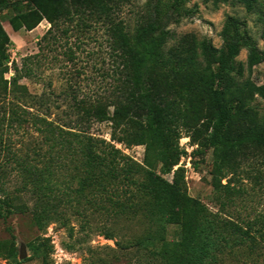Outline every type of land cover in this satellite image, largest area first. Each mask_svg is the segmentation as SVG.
<instances>
[{
    "label": "trees",
    "instance_id": "trees-1",
    "mask_svg": "<svg viewBox=\"0 0 264 264\" xmlns=\"http://www.w3.org/2000/svg\"><path fill=\"white\" fill-rule=\"evenodd\" d=\"M70 1L89 10H69L65 5ZM112 1L0 0V10L12 4L20 10L26 6L19 18L28 29L47 19L51 26L42 39L69 21L76 20L87 26L89 23L83 14L91 16L92 23L102 20L110 34L112 54L120 65L116 71L121 85L118 88L133 106L114 102V111L109 115L102 100L86 108L84 101L76 105L99 121L112 120L115 129L122 127L125 134L120 139L129 144H146L147 181H140L136 176L141 171L140 164L104 139L73 130L72 126L33 110L36 95L27 84L21 83V78L34 75L36 69H40L41 59L39 55L25 57L21 66L15 63V72L7 78L6 73L11 69L9 46L12 40L0 20V219L7 221L13 214H28L40 229L61 220L65 225L70 224V235L74 237V226L65 218L66 213L72 209L84 215L88 212L81 206L91 205L109 211L104 204L109 202L114 207L113 214H122L130 220L144 218L148 222L144 234L137 236L132 244L146 250L148 264H264V209L244 203L245 196L252 193L235 181L238 166L228 164L224 156L221 162H216L212 185L219 206L213 210L200 199L185 195L178 178L170 182L159 174L149 157L156 151L157 160L166 164L160 127L161 121H167L161 108L152 101L157 100L152 92L151 77L156 66L172 73L190 72L195 77L194 85L198 83L208 94L214 113L210 118L212 131L205 144L214 147L218 157L222 148L242 151L248 145L264 146V112L253 102L256 97L264 100V76L262 82L252 77L254 66L264 62V49L253 46L236 25L232 33H225L221 47L207 39L194 38L190 46L167 49L172 36L168 25L189 12L176 9L183 0H174L162 15L161 0L150 1L147 12L140 15L133 37L126 21L116 15L118 10H110ZM224 2L240 3L249 11L259 10L264 37V0H213L215 6ZM53 38L58 36L55 34ZM244 45L250 47L247 60L236 66L235 58ZM135 85L151 99H142L146 105L141 108H133L140 99ZM136 118L145 125L135 126ZM237 124L245 127L233 136L230 130ZM31 130L41 134L42 142L37 140L31 145ZM63 169H67V176ZM12 170H17L21 176L23 187L18 191L26 189L31 198L8 189L7 180ZM229 173L232 174L224 184L223 177ZM255 178L264 192V177ZM75 181L77 186H74ZM95 225L90 219L82 221L86 237L99 228ZM171 225L182 229L177 238L166 235ZM101 227L107 238L114 237L109 228ZM7 229L11 237L0 239V253L12 258L13 264H22L15 252L13 227L8 225ZM139 261L141 264L142 260ZM103 264L111 262L103 261Z\"/></svg>",
    "mask_w": 264,
    "mask_h": 264
},
{
    "label": "rangeland",
    "instance_id": "rangeland-1",
    "mask_svg": "<svg viewBox=\"0 0 264 264\" xmlns=\"http://www.w3.org/2000/svg\"><path fill=\"white\" fill-rule=\"evenodd\" d=\"M150 1L153 0H113L110 10H118L116 15L126 21L129 34L133 37L140 24V15L147 12ZM173 2L174 0H161L160 14L169 10ZM22 5L23 3L19 7ZM65 6L69 10H89L73 1ZM26 9L24 5L20 10L12 4L0 10V20L12 40L9 46L11 69L6 77L10 78L15 72V63L21 66L25 57L39 55L40 69L37 68L31 77L21 78V83L27 84L31 93L36 95L33 110L60 124L72 126L73 130H82L104 139L123 155L140 164L141 171L136 176L140 181H147L144 172V169L149 168L146 144H129L120 139L125 134L122 127L115 129L112 120L99 121L76 105L77 102L84 101L86 108L92 102L102 100L109 115L114 111V102L122 101L133 106L132 102L125 99L123 90L118 88L120 80L116 71L120 65L112 54L110 34L102 20L92 23L91 16L83 14L84 20L89 23L87 26L78 24L76 20L69 21L42 39L51 26L50 22L44 18L34 28L28 29L19 18L20 12ZM176 9L189 12L168 25L172 36L167 42V49L190 46L194 38L207 39L214 46L221 47L225 41V33H232L235 25L253 46L259 50L264 49L263 21L259 10L249 11L242 4L234 2L215 6L213 0H183ZM65 27L67 31L63 30ZM55 34L60 38H53ZM249 49L248 45L242 46L235 58L236 66L247 60ZM35 66L39 67L37 64ZM245 72L246 77L248 74ZM263 76L264 62H261L254 66L252 77L262 82ZM151 77L152 92L157 97V100L152 101L161 108L162 116L167 121H161L160 127L165 143L166 164L157 160V152L153 151L149 156L152 167L170 182L178 178V185L185 195L198 198L211 209L217 210V193L212 181L215 164L217 161L221 162L224 156L228 164L238 166L235 180L237 184L252 193L251 196H245L244 203L259 210L264 209V192L259 189V184L256 183L259 181L255 178L257 175L264 177V146L248 145L242 151L222 148L218 157L215 148L205 144L212 131L210 118L214 112L208 94L198 83L194 85L195 77L185 70L172 73L161 71L157 66ZM183 77L187 79L183 80ZM135 89L140 99L133 108H141L146 105L145 101L149 97L138 85H135ZM142 99L145 101H141ZM253 102L260 112H264L262 98L256 97ZM143 125L145 123L136 118L135 126ZM244 127V124L232 126L231 134L237 136ZM31 132L33 136L29 139L33 141L32 146L37 140L42 142L39 132ZM174 162L176 163L173 164ZM62 172L67 176V169ZM231 174L223 177L224 184ZM21 186V176L17 170H12L7 180L8 189L15 194L21 192L26 199L31 198L26 189L18 191ZM74 186H77L76 181ZM30 202L32 203L31 200ZM104 204L109 207V211L91 205L81 206V209L88 212L84 215L72 209L66 213L65 218L74 226V237L70 235V224L65 225L61 220L53 221L40 229L32 222L30 215L16 213L7 221L0 219V239L11 237L7 229L11 225L16 235L15 252L22 264H103V261L111 264H139V260H142L141 264H148L146 250L132 246L133 240L144 234L148 222L144 218L130 220L122 214L115 215L112 213L114 207L109 202ZM84 219H90L95 226H99L90 237H86L82 231ZM101 226L109 228L114 237L107 238ZM181 232V228L171 225L168 226L166 235L168 238H177ZM79 239L80 242H77ZM38 252L40 256H37ZM0 264H13V260L0 253Z\"/></svg>",
    "mask_w": 264,
    "mask_h": 264
}]
</instances>
